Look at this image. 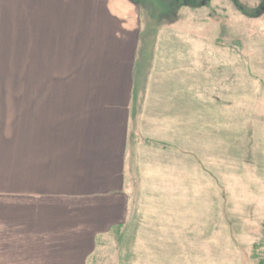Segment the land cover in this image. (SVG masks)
<instances>
[{"label": "rangeland", "instance_id": "obj_1", "mask_svg": "<svg viewBox=\"0 0 264 264\" xmlns=\"http://www.w3.org/2000/svg\"><path fill=\"white\" fill-rule=\"evenodd\" d=\"M118 1L136 6L115 9L112 2V11L138 17L134 96L144 101L133 108L137 119L132 120L128 151L129 195L111 201L98 218L116 222L128 213L126 225L100 232L86 264H260L264 0ZM4 51L0 258L19 249L12 241L19 239L20 227L21 102L52 90L44 87L45 73L7 62L9 52ZM65 202L58 201V207ZM99 212L91 214V221ZM84 250L89 248L72 255L61 248L60 256L68 261L51 264H79Z\"/></svg>", "mask_w": 264, "mask_h": 264}, {"label": "crops", "instance_id": "obj_2", "mask_svg": "<svg viewBox=\"0 0 264 264\" xmlns=\"http://www.w3.org/2000/svg\"><path fill=\"white\" fill-rule=\"evenodd\" d=\"M112 2L115 9L136 7L118 0H0V56L8 49L7 62L45 73L44 87L52 88L21 102L20 227L12 241L19 249L0 264L68 261L61 248L72 255L89 248L79 261L86 264L100 232L124 230L128 213L116 222L98 218L129 192L133 108L144 101L134 96L141 28L138 17L113 12Z\"/></svg>", "mask_w": 264, "mask_h": 264}, {"label": "trees", "instance_id": "obj_3", "mask_svg": "<svg viewBox=\"0 0 264 264\" xmlns=\"http://www.w3.org/2000/svg\"><path fill=\"white\" fill-rule=\"evenodd\" d=\"M257 247H258L257 249L260 250V253H258L256 257L260 260V264H264V260L262 259L264 252L261 251L262 249L264 250V240Z\"/></svg>", "mask_w": 264, "mask_h": 264}]
</instances>
